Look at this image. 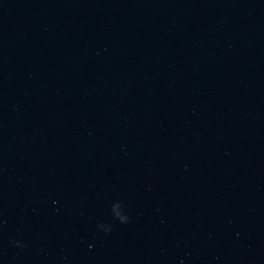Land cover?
Masks as SVG:
<instances>
[{
  "label": "water",
  "instance_id": "95a60500",
  "mask_svg": "<svg viewBox=\"0 0 264 264\" xmlns=\"http://www.w3.org/2000/svg\"><path fill=\"white\" fill-rule=\"evenodd\" d=\"M0 264H264V0H0Z\"/></svg>",
  "mask_w": 264,
  "mask_h": 264
}]
</instances>
